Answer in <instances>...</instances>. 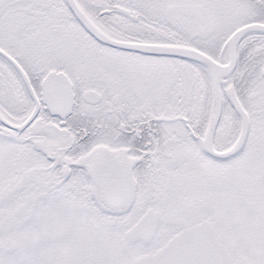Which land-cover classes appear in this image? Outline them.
<instances>
[{"label": "snow or ice", "instance_id": "6c2138e0", "mask_svg": "<svg viewBox=\"0 0 264 264\" xmlns=\"http://www.w3.org/2000/svg\"><path fill=\"white\" fill-rule=\"evenodd\" d=\"M0 264H264V0H0Z\"/></svg>", "mask_w": 264, "mask_h": 264}]
</instances>
